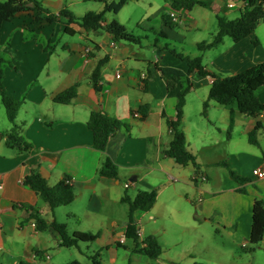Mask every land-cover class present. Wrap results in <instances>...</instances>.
<instances>
[{"label": "crops", "instance_id": "obj_1", "mask_svg": "<svg viewBox=\"0 0 264 264\" xmlns=\"http://www.w3.org/2000/svg\"><path fill=\"white\" fill-rule=\"evenodd\" d=\"M39 1L54 14L69 9L76 20L49 21L45 16L38 17L39 10L26 9L2 23L3 85L9 96L22 101L16 124L31 146L21 150L7 144L12 123L0 90V264H62L57 257L63 248H76L87 258L99 252L102 264H123L119 258L122 254L125 259L128 254L120 253L119 247L124 246L137 259L142 253L135 251V243L128 245L129 206L122 197L125 193L135 197L141 190H156L158 194L150 211L134 213L141 241L146 238L149 221L164 224L168 220L183 226L193 211L197 216L200 212L204 220L226 231L242 247L248 254V264H264V238L253 251L246 250L255 200L264 202V177L253 174L256 168L264 169V113L254 117L233 107L235 123L229 131L232 107L203 113L208 98L205 91L210 90L213 78L196 70L189 72L188 59L164 48L171 44L185 55L201 56L206 70L233 75L264 62V29L257 28L238 42L225 37L220 44L201 51L198 44L211 41L219 29L217 16L229 17L227 0H202L205 6L180 11L175 28L163 19L172 11L170 0H128L117 13L106 14V23L117 20L129 32L141 36V43L136 44L80 26L85 13L103 10L102 2ZM67 27L74 33H68ZM106 56L98 89L92 72ZM159 67H171L187 75L175 79ZM188 80L192 88L186 96L181 129L188 150L200 164L199 170L192 163L179 164L164 152L173 137L167 119H176L178 95ZM75 84L77 95L70 103L54 100ZM190 96L198 109H188ZM258 97L264 104V86L258 90ZM215 103L210 106L216 108ZM143 105L149 106L145 118L135 115ZM94 111L106 112L129 125L110 137L105 151L94 147L93 131L87 125ZM258 122L263 127L256 145L250 142L249 134ZM106 156L117 165V178L100 175ZM222 163L246 180L237 181ZM34 172L50 185L69 177L75 199L52 211L25 182ZM32 208L48 221L66 222L70 234L83 231L99 236L79 247L62 246L55 229H37L30 217ZM159 232L158 228L149 235Z\"/></svg>", "mask_w": 264, "mask_h": 264}, {"label": "trees", "instance_id": "obj_2", "mask_svg": "<svg viewBox=\"0 0 264 264\" xmlns=\"http://www.w3.org/2000/svg\"><path fill=\"white\" fill-rule=\"evenodd\" d=\"M104 3V8L100 12L88 11L80 19V26L86 30H103L110 33L114 40H126L131 43L139 44L142 41L141 36H137L127 30V28L113 20L106 23V14L108 12L117 13L128 0H94ZM248 5L245 9L240 10V15L236 18H229L227 16L218 15V31L214 34L213 39L209 42H200L198 47L201 51L210 49L220 44L225 37L232 38L233 41L238 42L246 38L257 29L259 23L264 21V0H247ZM196 5L205 6L206 2L202 0H170V6L173 11H190ZM26 9L39 10L38 17L45 16L49 21H59L62 18L67 19L68 22L76 20V16L69 9L63 8L58 14H54L47 8L43 7L39 0H0V38L2 23L10 19L17 12ZM164 22L172 27H177L178 23L172 20L170 14L163 16ZM68 33H74L69 27L66 28ZM164 48L170 50L181 58H186L189 61L190 71L196 70L199 75H210L213 78L208 98L204 102L203 113L206 115L209 107V102L214 101L222 106H230V125L229 131L235 123V109L236 107L241 113L259 117L264 113V104L258 97V90L264 86V62L256 64L248 69H245L237 74L224 75L218 72H211L205 69L202 62V57H190L183 54L178 47L171 44L164 45ZM108 56L98 61L96 67L92 72V80L96 88L99 89L101 80L102 66L107 62ZM2 57L0 56V63ZM163 74H170L173 78H180L186 76L183 71L176 70L171 67H159ZM147 83V81H146ZM171 86V84H170ZM192 88L191 82L180 91L177 103L176 119H167L169 127L173 130V137L169 143L168 148L164 151L166 155L173 157L179 164L188 165L192 163L198 170L200 164L193 153L187 148L186 135L181 129L182 118L184 115V106L186 104V96ZM0 90L2 100L5 105L7 116L12 123V128L8 133L7 144L14 148L21 150L28 149L31 144L28 143L20 134L19 126L16 124V117L22 105V101L9 96L3 85V71L0 68ZM77 95V84L57 94L54 100L58 103H70ZM149 112V106L143 105L139 113L141 118H145ZM88 127L93 131V144L98 150L105 151L110 140V137L116 133L121 127L126 126L120 119L113 117L103 111H94L91 113L88 122ZM263 124L258 122L256 127L250 132L249 140L251 143L258 145V134ZM228 167L229 172L237 181H245L246 178L238 175L232 170L227 163H222ZM100 175L106 177H118V167L115 162L109 157L104 158L102 167L99 170ZM25 182L40 194L50 205L52 211L57 207L70 204L76 197V191L71 183L69 177H65L54 185H50L48 181L38 172H34L28 176ZM243 191V190H242ZM157 191L141 190L135 197H131L125 193L122 201L129 206V221L126 229V237L132 239L136 245V252L142 253L149 258L157 259L161 256L163 249L155 235H148L142 241L140 240L139 229L135 221L134 213L136 210L150 211L157 200ZM30 217L36 222V227L40 231H45L48 228H53L59 232L62 241L61 245L65 247L77 246L82 243H89L95 241L99 234L83 231H75L70 234L68 231V224L60 222L56 219L51 221L46 220L42 214L36 209L32 208ZM264 238V202L256 199L253 207V222L250 237V244L246 250L253 251ZM143 244V246H142ZM89 263H83L79 260H73L65 264H102L99 252H94L88 256ZM20 264H33L29 262H21ZM128 264H131V260ZM199 264V263H194Z\"/></svg>", "mask_w": 264, "mask_h": 264}, {"label": "rangeland", "instance_id": "obj_3", "mask_svg": "<svg viewBox=\"0 0 264 264\" xmlns=\"http://www.w3.org/2000/svg\"><path fill=\"white\" fill-rule=\"evenodd\" d=\"M227 3L228 0L226 6ZM197 9L202 8L198 7ZM227 9L229 18H236L240 15L239 9H229L228 7ZM257 28V30L263 31L264 23ZM208 94L209 90L207 89L205 95L207 96ZM191 97L192 96H190L189 99L188 109H198V106L196 107V100L194 101ZM211 102L215 103L214 101H210L208 109H223L222 105L216 103L214 105L217 107L212 108L210 106ZM1 105L0 103V106ZM193 113L194 111L191 110V115ZM202 121L206 123L204 118H202ZM194 213L193 211L190 214L189 219L185 220L183 226L175 225L168 220H166L164 224H154L149 221L145 225L146 233H144V236L146 237L155 229H160V232L156 234V236L163 252L158 259L149 258L144 254L134 259L135 257L133 258L131 256L132 251L130 249L126 250L124 246H120V253H127L128 256L124 259L121 254L119 261L123 262V264H128L130 260L134 262L133 264H248V254L240 245L230 239L226 231L218 228L213 222L204 220L202 213L199 212V216ZM218 229L220 231H218ZM128 245L129 247L134 245V241L129 239ZM72 249L73 250L63 248L62 254L57 257V260L62 262V264L73 260H79L83 263L89 262L85 254L81 255L79 250H76V248ZM70 251L77 253V257H73Z\"/></svg>", "mask_w": 264, "mask_h": 264}, {"label": "built area", "instance_id": "obj_4", "mask_svg": "<svg viewBox=\"0 0 264 264\" xmlns=\"http://www.w3.org/2000/svg\"><path fill=\"white\" fill-rule=\"evenodd\" d=\"M248 5V1L247 0H229L228 1V8L229 9H239V10H243L247 7ZM170 15L172 17V20L174 22H179L180 18H179V12L177 11H171ZM135 115H139L138 113H135ZM253 174L256 175L259 178H263L264 177V169L261 168H256L253 171ZM129 184H126V186H128Z\"/></svg>", "mask_w": 264, "mask_h": 264}]
</instances>
